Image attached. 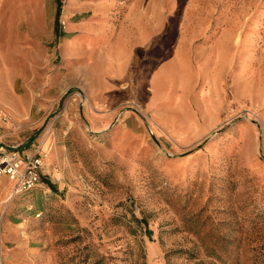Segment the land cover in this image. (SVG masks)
Listing matches in <instances>:
<instances>
[{
	"label": "rangeland",
	"instance_id": "1",
	"mask_svg": "<svg viewBox=\"0 0 264 264\" xmlns=\"http://www.w3.org/2000/svg\"><path fill=\"white\" fill-rule=\"evenodd\" d=\"M65 2L41 0L53 35L20 25L3 55L28 117L2 125L4 143L43 165L52 137L68 159L61 178L2 203L0 264H264V0L104 1L116 34L146 20L139 87L113 110L138 129L121 135L84 115L90 69L60 68ZM58 69L65 86L41 104Z\"/></svg>",
	"mask_w": 264,
	"mask_h": 264
},
{
	"label": "crops",
	"instance_id": "2",
	"mask_svg": "<svg viewBox=\"0 0 264 264\" xmlns=\"http://www.w3.org/2000/svg\"><path fill=\"white\" fill-rule=\"evenodd\" d=\"M104 1L108 3L109 0H66L64 3L63 17L66 21L63 22L66 23L64 31L67 36L63 38L62 43L60 41L62 59L65 61L60 68L72 67L77 63L83 72L88 73L89 69L92 72L90 84H85L90 108L85 110L84 115L94 130L102 131L107 124L117 120L118 126L111 134L134 133L138 129V122L135 125L130 119V111L113 110L121 103L123 96L127 97L131 89L139 87V82L132 83L131 71L134 66L132 58L136 56L144 58L146 55L144 51L141 54L147 42L146 20L142 18L141 23L135 18L134 20L128 18L123 24L122 33L116 34L114 30L116 23L109 16L113 11L106 9ZM48 14L45 13L41 0H0V108L7 112L0 110L10 119L12 117L19 122L28 119L24 113L26 96L13 93L12 78L16 68L11 67L9 62L3 59V55H11L12 53L8 51L12 49L14 42L23 36L20 25L30 26L31 31L34 24H45L48 34L53 35L50 20L47 19ZM100 57L105 58L109 68L100 70ZM62 70L67 71L58 69L52 76L45 74V79L43 77L46 91L43 101H40L41 104L47 105L52 102L51 88L62 90L65 86L61 84ZM4 93H9L7 94L9 96H4ZM69 103H72V99ZM17 106H20L19 110ZM9 127L11 126H7ZM44 141L45 138L42 137V146ZM48 143L51 145L48 149L50 155L46 157L41 167L42 183L39 186L50 181L49 179L61 178L62 174L55 168L64 166L68 159L64 145L56 144L52 137H48ZM52 162L55 163L54 169L51 168ZM14 183L6 175L0 176V207L4 200L19 197L20 193L13 195ZM6 224L7 228L11 226L9 222Z\"/></svg>",
	"mask_w": 264,
	"mask_h": 264
},
{
	"label": "built area",
	"instance_id": "3",
	"mask_svg": "<svg viewBox=\"0 0 264 264\" xmlns=\"http://www.w3.org/2000/svg\"><path fill=\"white\" fill-rule=\"evenodd\" d=\"M0 176L14 181L13 195L28 191L42 183L41 167L44 154L37 150L25 154L14 146L4 143L2 125L11 123L8 115L0 112Z\"/></svg>",
	"mask_w": 264,
	"mask_h": 264
},
{
	"label": "bare ground",
	"instance_id": "4",
	"mask_svg": "<svg viewBox=\"0 0 264 264\" xmlns=\"http://www.w3.org/2000/svg\"><path fill=\"white\" fill-rule=\"evenodd\" d=\"M0 112H3V111H0Z\"/></svg>",
	"mask_w": 264,
	"mask_h": 264
}]
</instances>
